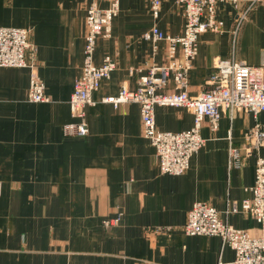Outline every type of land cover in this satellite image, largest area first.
I'll list each match as a JSON object with an SVG mask.
<instances>
[{"label": "crops", "instance_id": "1", "mask_svg": "<svg viewBox=\"0 0 264 264\" xmlns=\"http://www.w3.org/2000/svg\"><path fill=\"white\" fill-rule=\"evenodd\" d=\"M91 3L107 4L0 0V26L29 30L36 74L49 98L27 100L28 67H0V264H230L234 251L219 236L187 235L181 229L192 204L204 201L223 221L258 234L259 224L249 214L225 211L251 197L264 146L246 148V133L256 123L264 128V111L254 116L223 108L216 130L205 118L204 144L186 171L161 173L153 146L141 134L138 104L114 107L103 98L116 95L122 83L134 89L149 67L162 64L165 43L154 49L142 34L156 25L180 35L182 9L165 0L154 17L148 0H120L111 35L96 39L93 54L96 65L110 55L116 67L100 80L93 104L85 108L88 134H64L63 126L77 120L68 101L81 72L84 18ZM215 14L223 28L197 37L188 73L191 96L206 87L217 58L264 63V0L251 6L243 0L237 8L218 2ZM154 121L159 130L180 132L192 126L193 114L181 106L156 105ZM230 148L237 149L238 166ZM118 214L116 224L103 225Z\"/></svg>", "mask_w": 264, "mask_h": 264}, {"label": "built area", "instance_id": "2", "mask_svg": "<svg viewBox=\"0 0 264 264\" xmlns=\"http://www.w3.org/2000/svg\"><path fill=\"white\" fill-rule=\"evenodd\" d=\"M105 7L91 3L84 18L85 33L81 72L73 85L69 98L70 114L77 120L63 126L64 134L84 136L88 134L85 120V108L93 104L92 93L103 78H108L116 67L115 59L104 56L102 63L96 65L93 60L96 39L111 35V23L119 12L120 0H105ZM165 0H148L150 10L157 17ZM253 5L260 0H247ZM182 9L183 31L180 35H170L156 25L142 34V38L154 43H165L163 62L151 66L146 74L137 80L134 89L124 83L118 93L103 98L114 107L121 103H136L139 106L142 136L153 146L161 173L179 175L186 171L189 159L204 144L200 134L203 120L206 118L211 130H216L221 109H245L254 116L264 111V63L248 65L241 61L217 58L206 80V87L196 95L187 91L188 73L193 67L197 55V37L205 32L222 31L223 22L216 18L215 6L218 2L239 7L243 0H175ZM241 11L237 22H241L247 13ZM36 47L29 40V30L23 27L0 26V67H28L30 78L27 100L30 102L48 101L42 80L36 74ZM133 72V68L129 69ZM172 82V83H171ZM156 105L181 106L193 114L192 126L180 132L159 130L154 121ZM264 146V128L256 123L246 133V148L258 150ZM236 148H230V157L234 165ZM1 188V182H0ZM251 197L240 205H232L226 213L242 211L249 214L259 224V232L252 235L245 229L233 227L223 221L219 212L204 201H196L186 214L182 230L187 235L219 236L224 244L234 251L230 264H264V159L258 157L255 162V180L250 188ZM120 214V213H119ZM119 214L109 220H103L104 226L116 224ZM169 227H157L156 231Z\"/></svg>", "mask_w": 264, "mask_h": 264}, {"label": "rangeland", "instance_id": "3", "mask_svg": "<svg viewBox=\"0 0 264 264\" xmlns=\"http://www.w3.org/2000/svg\"><path fill=\"white\" fill-rule=\"evenodd\" d=\"M182 230V229H181ZM183 231V230H182Z\"/></svg>", "mask_w": 264, "mask_h": 264}]
</instances>
